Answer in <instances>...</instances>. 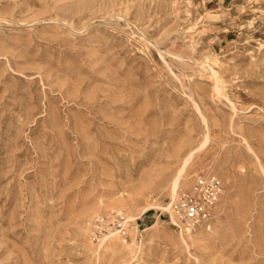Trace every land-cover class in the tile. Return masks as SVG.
Here are the masks:
<instances>
[{
	"label": "rangeland",
	"instance_id": "1",
	"mask_svg": "<svg viewBox=\"0 0 264 264\" xmlns=\"http://www.w3.org/2000/svg\"><path fill=\"white\" fill-rule=\"evenodd\" d=\"M0 264H264V0H0Z\"/></svg>",
	"mask_w": 264,
	"mask_h": 264
},
{
	"label": "built area",
	"instance_id": "2",
	"mask_svg": "<svg viewBox=\"0 0 264 264\" xmlns=\"http://www.w3.org/2000/svg\"><path fill=\"white\" fill-rule=\"evenodd\" d=\"M224 193V183L216 175L202 174L194 179L192 185L180 191L172 202L177 227L191 231L202 227L211 220L217 203ZM171 218V212L166 210Z\"/></svg>",
	"mask_w": 264,
	"mask_h": 264
},
{
	"label": "bare ground",
	"instance_id": "3",
	"mask_svg": "<svg viewBox=\"0 0 264 264\" xmlns=\"http://www.w3.org/2000/svg\"><path fill=\"white\" fill-rule=\"evenodd\" d=\"M218 77V76H217ZM203 145V144H202ZM202 147V146H201ZM188 154V153H187ZM194 154H196V153H194ZM194 155H193V152H190V154L188 155V156H186L185 158H184V160H182V161H184L183 162V166H182V168L181 169H179V172L177 173V175H175L174 177H173V179H172V182H171V185H170V189H171V197H172V199L173 200H171L169 203H166L165 205H161V204H154V203H152V204H149V205H147V206H145V207H143L140 211H139V213H138V216L135 214V215H129L128 216V219H137L143 212H145V211H147L148 209H150L152 206H160V207H162L163 209H165V210H168L169 212H171V217H172V222H174V223H178L179 221H178V219H177V217H176V215L174 214V211H173V207H172V202L174 201V200H176V198L178 197V195H179V191H180V188L182 187V180H183V178H184V176H185V174H186V167H187V165H189V162H190V160H191V158L193 157ZM135 204V203H134ZM133 204V205H134ZM133 205H132V207H133ZM135 206H136V204H135ZM127 207V206H126ZM159 207V208H160ZM135 208V207H134ZM127 219V218H126ZM127 219V220H128ZM112 231V230H111ZM119 232H120V230H118ZM118 231H114V232H112L110 235H107V237L106 238H110V237H112V239L113 240H115V239H118V235H119V232ZM180 233L182 234V236H190V234L189 233H185L184 232V229H183V227H182V229L180 230ZM122 236V235H121ZM123 237V236H122ZM121 237V238H122ZM119 238H120V236H119ZM104 240H106V239H104Z\"/></svg>",
	"mask_w": 264,
	"mask_h": 264
}]
</instances>
